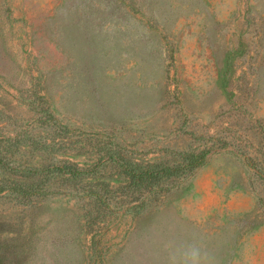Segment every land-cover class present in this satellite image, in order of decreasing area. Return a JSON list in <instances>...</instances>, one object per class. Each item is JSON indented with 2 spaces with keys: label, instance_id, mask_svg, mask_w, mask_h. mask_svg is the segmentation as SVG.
Segmentation results:
<instances>
[{
  "label": "rangeland",
  "instance_id": "374dc122",
  "mask_svg": "<svg viewBox=\"0 0 264 264\" xmlns=\"http://www.w3.org/2000/svg\"><path fill=\"white\" fill-rule=\"evenodd\" d=\"M186 151L207 162L163 202L87 210L116 157ZM193 250L264 264V0H0V264Z\"/></svg>",
  "mask_w": 264,
  "mask_h": 264
},
{
  "label": "trees",
  "instance_id": "16d2710c",
  "mask_svg": "<svg viewBox=\"0 0 264 264\" xmlns=\"http://www.w3.org/2000/svg\"><path fill=\"white\" fill-rule=\"evenodd\" d=\"M177 159L168 165L161 159L152 162L138 158L116 157L113 161L122 166L126 182L118 188L104 184L85 190L86 208L99 216L110 209L112 203L126 211L143 213L163 202L167 195L177 190L197 169L207 162V151H186L175 154ZM56 173H65V167L54 166ZM85 171L75 170L73 176L81 177ZM117 201V202H116Z\"/></svg>",
  "mask_w": 264,
  "mask_h": 264
},
{
  "label": "clouds",
  "instance_id": "9594fccd",
  "mask_svg": "<svg viewBox=\"0 0 264 264\" xmlns=\"http://www.w3.org/2000/svg\"><path fill=\"white\" fill-rule=\"evenodd\" d=\"M191 254L194 257V259L191 261V264H199V251L193 250Z\"/></svg>",
  "mask_w": 264,
  "mask_h": 264
}]
</instances>
